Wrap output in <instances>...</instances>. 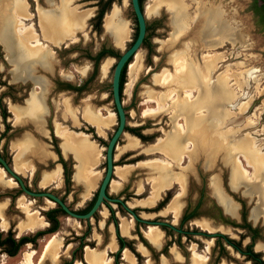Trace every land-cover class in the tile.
<instances>
[{"label": "rangeland", "instance_id": "1", "mask_svg": "<svg viewBox=\"0 0 264 264\" xmlns=\"http://www.w3.org/2000/svg\"><path fill=\"white\" fill-rule=\"evenodd\" d=\"M61 1L63 0H27L29 4L27 14L30 18L22 20L23 26H27L28 29L33 26L34 30L30 28L32 29L30 31L34 37H37V42H41L39 47L44 44L43 47L51 50L50 68H46L40 60L28 58L25 54L20 56L17 53L18 57L15 59L9 57L4 37L12 31L7 32L8 28L1 23L0 15V156L15 170L16 161L19 160L18 152H23L22 146L26 147L22 155L23 163L33 167L29 166L27 170L22 169L16 172L22 177L26 186L32 191H50L59 196L71 210L81 213L80 211L87 208L94 197L103 178L106 145L117 126L111 80L118 57L105 54L97 63L94 58L103 49H113L120 55L133 42L137 23L130 0L112 1L106 7L99 26L96 17L106 0H69L71 7L77 8L78 11L90 9L92 15L86 20L84 28L75 31L74 41L67 39L66 43L56 47L44 37L39 10L43 9L58 16ZM152 1H143V11L149 26L147 31L149 40L137 54V58L135 57L131 62V64L138 62L137 70L131 72L130 64L125 73L123 107L131 119L126 125L129 130H125L118 139L114 153L115 166L132 165V167L126 179L120 180L121 188L119 187L118 190V188L109 187L108 191L111 197L126 201L140 217L171 223L184 232L179 233L166 226L155 225L162 231L164 238L162 245L156 247L145 235L149 225L136 222L131 214L115 203L111 205L112 207L103 205L89 220H80L59 211L55 214L59 222L57 230L47 232L52 227V223L48 220L46 213L58 206L55 203L48 204L47 198L25 194L18 183L3 170L5 178L12 179L15 184L0 185V203H5L4 214L7 222V226L4 227L0 219L2 238L11 234L18 240L22 236L32 238L38 231L45 233L37 236L33 242L22 244L14 255H9L5 251V248H8L5 245L0 246V264H25V255L29 253L33 264H76L78 262L88 264L84 254L87 248L100 251L106 249V257L111 258L113 264H127L124 259L125 254H131L136 264H147L146 261L151 264H192L193 254L200 255L201 258L203 255L207 257L205 264H258L239 250H252L259 253L264 260V212L258 214L256 218L252 216V211L262 206L256 184L245 181L238 188L232 189L228 184L231 165L224 162V152L216 153L217 156L213 158L212 165L205 161V155L200 151L201 144L198 145L200 150L196 148L192 155L191 170L187 169L191 163L187 155L183 154L172 162L171 152L167 150L160 152L153 147L154 144L163 142L170 132L180 128L176 126L178 122L184 124L183 116L174 117L171 111L172 103L169 101L166 103L171 105L166 110L153 116L144 114L147 107L156 106V103H146L147 97L154 95L155 98H162L164 96L165 99V95L167 97L168 92L172 91L178 92V98L186 100L189 97L183 88L180 91L176 90L173 87L174 83L167 88L161 82L163 74L166 75L165 72L170 75V78L175 72L173 56L176 52L186 56L189 64L195 68H200L201 61L213 56L216 58V69L213 75L227 74L228 84L237 97L236 101L222 102L219 107L220 110L232 112L228 118V122H232L229 123V127L236 131L240 128L241 132L250 134L261 145V150L264 152V34L253 14L252 0H183L187 12L185 24L187 28L184 26L181 29L175 27V15L165 6L151 11L149 5ZM114 8L117 9L121 20L127 23L130 31L129 39L124 42L123 47L114 42L112 32L107 31L104 25L106 16ZM205 11L209 12L208 18L204 16ZM219 12L221 17H217ZM34 43L30 41L32 45ZM104 61L109 64L103 71L101 64ZM28 71L31 72L28 74ZM208 79H211L210 82L215 81L212 74H209L207 79L199 80L202 91H205V86H209ZM238 83L241 87L237 85ZM42 90L44 91V110L38 117V112H26L24 109L27 99ZM195 95L197 96L196 91ZM240 106H246V109L240 111ZM14 107L24 110L20 121L14 117ZM87 107L101 116L112 118L103 134H98L96 128L83 118L84 109ZM2 110L6 112L5 118L1 114ZM37 120L39 124L35 123ZM233 120H236L235 123ZM243 121L245 123L251 121L253 124L245 127V123L242 124ZM58 124L66 126L73 132L81 131L88 134V139L95 144L98 163L94 171L99 173L96 174L98 176L91 189H87L84 184L73 179L76 158L74 155L62 154L61 140L55 135ZM127 135L137 137L141 142L140 147L135 150H123L125 147L122 149V146L126 142ZM36 144L37 147H44L46 152L57 155L56 158H44L41 155L39 157V151L35 148ZM152 159L165 162L157 160V166L154 161L151 162ZM147 160L148 162L143 163ZM137 162L141 163L137 164ZM57 164H61L62 168L61 182L42 186L43 174L54 169ZM167 164L173 168L171 173L185 172L183 191L179 183L173 180L169 189L160 193L152 206H143L140 202L149 199L153 188L157 185L152 181L158 179V169L168 168ZM243 164H246L245 161ZM245 168L252 173V168L248 166ZM67 173L70 175L68 183L66 182ZM213 176L219 178L224 192L238 205L237 217L225 213L212 194L210 183ZM114 180H119L115 173L111 182ZM180 190L182 193L179 198L183 206L179 216L175 218L167 212V206ZM86 193H88L87 196H85ZM166 196L167 202L160 208L157 207ZM21 202H30L32 211L35 210L46 225L34 231L19 232V225L27 218L26 211L19 205ZM104 208L106 215L101 213ZM185 214H193V216L182 221ZM122 218L131 220L133 224L129 236L121 234ZM247 224L257 231L252 232L246 226ZM199 232H220L232 240L238 249L226 242L223 237H208ZM118 235L125 240L126 245L122 248L118 242ZM52 238L58 245V257L52 255L40 260L45 245ZM112 238L116 248L110 250L108 246ZM140 247H144L146 252L141 251ZM174 250L178 252L179 257L175 255Z\"/></svg>", "mask_w": 264, "mask_h": 264}, {"label": "bare ground", "instance_id": "2", "mask_svg": "<svg viewBox=\"0 0 264 264\" xmlns=\"http://www.w3.org/2000/svg\"><path fill=\"white\" fill-rule=\"evenodd\" d=\"M162 6H165L175 15V27L177 29H181L186 26L185 24L187 19V12L185 2L183 0H153L151 5H149V9L153 11L157 10L158 8L161 9ZM28 8L29 4L27 0H0L1 23L5 24V28H8L7 32H9L10 30L12 31V33H7L4 37L6 50L9 57L12 59L17 58L18 54H25L28 58L40 60L46 68H50L52 65L51 50L49 48L43 47L44 44L43 46L39 47L41 42H37V37H34L32 32L30 31L33 29V26H28L32 29H28L27 26H23L22 20H28L30 18L27 14ZM58 11L59 15L55 16L50 12L43 11V9L39 10L40 24L44 33V37L47 41H50L56 47L62 45L63 43H66L65 40L67 39L74 41L76 39L75 31L84 28L86 25V20L92 15L90 9L87 11H78L77 8L71 7L69 5V0L61 1ZM217 14V17H221L220 12ZM204 16L208 18L209 12L205 11ZM104 25L107 31L112 32L114 42L117 45L123 47L124 42L129 39L128 37L130 31L127 23L121 20L117 9L114 8L111 13L106 16ZM216 32L218 33V30H216ZM217 36V39H219V35ZM30 41H33L35 43L32 45L30 44ZM173 57L175 72L173 68L172 70L174 73L173 75H171V78L170 75L165 72L166 75L163 74V76L161 77V82L165 84L167 88H170V86H172V84L174 83L173 87L176 90L180 91V89L183 88L185 91H187L186 94H188L189 97L186 98V100H184L183 98H178V92L173 91L168 92L167 97L165 95V99L164 96L162 98H155L154 95L153 97H147L145 99V102L156 103V106L152 108L147 107L144 111V114L152 116L156 115L161 111L166 110L167 107L172 103L171 107L173 108L171 111L174 117H178L179 115L183 116L185 122H183L184 124L178 122L176 126H179L180 128L176 129L173 132H170L167 135V138L165 140L163 139L164 141L162 140L163 142L154 144L155 146L153 145V148H156V150H159L160 152H165L163 150L171 152L173 156L170 157V160L172 162H175L176 159L182 157L183 154L185 156L187 155L189 158L188 161L191 162L187 168L188 170H191V165L193 163L192 155L194 153V150H197L196 148L199 149L198 145L201 144V150H199L204 153L206 158L205 161L208 163L212 162L216 153L224 152V162L231 165V172L228 181L229 186L232 189H235L245 181L256 184V191L259 194V200L262 203V206L260 208L254 209L252 211V216L256 218L258 214L264 212V152L261 150V145L250 134L241 132L242 130L240 131V128L238 129V131H236L233 130V128L229 127V123L232 122H228V118H230L232 112L225 109L220 110L219 108L222 102L231 103L236 101L237 99L236 93L234 92L233 88L230 87V84H228L229 81L226 78L227 74H218L215 76L213 75L216 69V58L213 56L203 60V62L201 61L199 65L200 68L192 67L186 59V56L178 52H176V55L174 54ZM137 63L138 62H134L131 64V72H133L135 69L137 70ZM108 64L109 63L107 61H104L101 64V69L103 71L106 70ZM30 72L31 71H28V74ZM209 74H212V76L215 78V81L210 82L211 79H208L210 84L208 83L209 86H205V91H202L201 86H199V80H203V78L207 79V76ZM237 85L241 87L240 83H238ZM195 91L197 92V96L195 95ZM43 98V90L39 93L32 94L27 99V104L24 110L26 112H38L37 115L39 117L41 112L44 110ZM166 101H169L171 103L167 104ZM239 108H241L239 109L240 111H244L246 109V106H240ZM24 110L21 111L19 109H16L15 107L13 108V113L16 120H21ZM83 118L87 122H89L91 126H94L96 128L98 134H103L104 129L108 127L110 120L112 119L109 116L99 115L98 112L93 111L89 107L84 109ZM74 119L75 121H77L75 116ZM233 121L235 123L236 120ZM244 123L245 121L242 122V124ZM252 124L253 122L248 121L244 125L245 127H247ZM56 132L62 138V150L64 154L70 152V154L72 153L78 161L73 174V179L78 182H84L87 189H91L96 182V176H98L96 174L99 173L97 171H94V168L98 163V152L96 153L95 144L88 139V134L81 131L73 132L66 126H62L61 124H58ZM158 140L159 139H157V141ZM139 142L140 141L138 140V138L129 139L128 146L137 149L140 147ZM24 148L26 149V147ZM24 148L22 146L21 151L23 152H18L17 159L19 160L16 161L14 167L15 170L13 169L15 172L22 169L27 170L29 166L31 167V165H29L28 163V166L23 163L22 155L25 151ZM39 154L44 158L48 156V154L44 152V150H40ZM239 158L244 159L243 161H245L246 164L244 165L242 159ZM157 160L159 159H152L151 162L154 161V163L158 166V164L156 163ZM145 162H148V160L143 161V163ZM163 162L165 161H162V163ZM139 163L141 162H137V164ZM170 164H167V167L169 166L168 168H162L160 166L161 168L158 169V179H153L152 181L157 185L153 188L149 199L141 201L140 204H142L143 206H152L154 201L159 198L160 193L164 189H167L173 183V180L175 183H179V185L181 186L179 187L183 191L186 174L185 172H182L181 174L171 173V170H173V168L170 167ZM211 164L213 165V163ZM245 166L252 168V173L248 172ZM131 167L132 165H123L120 167L117 166V170H119H115V172L117 171V173H119L117 175H120V178H122L123 180L125 179L126 175L129 174ZM3 170L4 169L0 167V185L4 186L15 184L12 179L7 180L5 178L6 176ZM58 182H61V169L59 165H57L51 171H46L43 174V178L41 180L42 186H46L50 183L57 184ZM121 184L122 183L120 182L112 181L111 188L117 189L121 186ZM210 186L212 189V194L215 196L217 202L223 208L225 213L237 217L238 205L233 202L224 192L221 187L220 180L217 176L212 177ZM181 190L174 196V198H172L167 206V212L171 213L175 218L179 216L183 206V203L179 198V195L182 193ZM87 195L88 193L85 194V196ZM46 202L48 204H54V202L49 199H47ZM19 205L24 208L27 213L26 221L19 225V232L34 231L35 229L41 228L46 225V222L43 220V218L39 216L35 212V210L34 212L32 211V209L30 208V202H21ZM5 208V203H0V219L2 220V226L4 227L7 226L4 214ZM101 213L102 215H106V209L104 208ZM132 226L133 224L131 220L123 219L120 222L121 234L125 236L131 235ZM205 226L206 225H204V227ZM208 229H210V227H208ZM145 235L154 246L160 247L162 245L164 239L163 233L155 225H149L146 228ZM53 238L45 245L40 260L52 255L58 257V245ZM115 248L116 243L114 241V238H112L108 249L113 250ZM140 249L141 251L146 252L144 247H140ZM174 253L177 257H179V254L176 250H174ZM84 254L86 259L85 261H87L88 264H113L111 258L106 257V249L100 251L97 249L87 248L86 253ZM25 257V264H33L30 253L28 255L26 254ZM124 259L126 260L127 264H136L131 254H125ZM205 260H207V257H204V255L202 256V258L197 254L192 255V264H205ZM146 263L151 264V262L149 263L147 261ZM76 264H80V262Z\"/></svg>", "mask_w": 264, "mask_h": 264}, {"label": "water", "instance_id": "3", "mask_svg": "<svg viewBox=\"0 0 264 264\" xmlns=\"http://www.w3.org/2000/svg\"><path fill=\"white\" fill-rule=\"evenodd\" d=\"M131 6L133 9V13L137 22V36L133 40V42L125 48V50L120 54L118 59L116 60V63L114 65L113 74H112V80H111V93H112V99L113 104L115 108V113L117 116V126L113 132V134L110 136L105 150V172L103 175V178L99 184L97 196L96 199L91 206V208L85 212V213H79L74 210H71L67 204L57 195L50 191H32L26 186L24 183L22 177L16 173L12 166L8 164V162L0 156V167H2L20 186V189L27 195L32 197H43L51 200L54 202L57 206H59L67 215L80 219V220H89L91 219L94 214L100 210V208L103 205H111L113 203L117 205H121L129 214L133 216V218L136 220V222L144 223L146 226L148 225H159V226H166L172 230H175L176 232L182 233L183 230L175 227L173 224L165 222V221H159V220H149L140 217L139 214H137L132 208H130L126 201H124L121 198L118 197H111L109 194V187L112 180V176L114 175V153L115 149L118 143V139L120 136L125 132L126 125L130 122V117L128 116L127 112L125 111L123 107L124 102V87H125V79L122 89V94H120V76L122 69L124 65L131 59L128 66L131 64V62L134 60V58L137 56V54L141 51V49L144 47L143 41L145 36H147V41L149 40L148 32H146L147 28V20L144 14L143 9L141 8L139 0H130ZM145 43V44H146ZM127 66V67H128ZM57 156V155H56ZM61 165V164H60ZM202 235L205 236H220L222 233L220 232H199Z\"/></svg>", "mask_w": 264, "mask_h": 264}, {"label": "trees", "instance_id": "4", "mask_svg": "<svg viewBox=\"0 0 264 264\" xmlns=\"http://www.w3.org/2000/svg\"><path fill=\"white\" fill-rule=\"evenodd\" d=\"M112 1H114V0H106V2L104 4V7L98 12V15L96 17L97 25L98 26L101 24V18H102L103 14H104V11H105L106 7L109 6ZM143 1L144 0H139L142 9H143ZM148 30H149V26L147 25L146 32ZM137 32H138V28L136 29V33H135L134 39L137 36ZM146 41H147V36H145V38H144L143 45H145ZM105 54H109V55L116 56V57H119L120 56V55L116 54V51H114L113 49H103L100 52H98L97 55L95 56V58H94L95 62L97 63ZM131 59L132 58H130V60L124 65V67L122 69V72H121V76H120V94H122V89H123V84H124L126 69H127V66L129 64V62L131 61ZM1 114H2L3 118L6 117L5 110H2ZM125 130H129V128L126 127ZM137 135H139V134H137ZM69 181H70V175H69V173H67L66 174V182L68 183ZM96 196H97V192L95 193L94 197L92 198V200L88 204L87 208H85L82 211H80L81 213H85V212H87L91 208V206L93 205V203H94V201L96 199ZM167 199H168L167 196L165 198H163L158 203L157 207L160 208L161 206H163L167 202ZM59 211L62 212V213H65L59 206H58V208L49 210L46 213V216H47L48 220L52 223V227L49 230H47V232H54V231L57 230L59 222H58V219L56 218V215L55 214L57 212H59ZM192 216H193V214H185L183 216V218H182V221L183 220H187V219L191 218ZM246 226L249 227V229H251L252 231H257L255 228H252L251 226H249V224H247ZM43 233H45V232L38 231L32 238L27 237V236H22L21 238H19L18 240H16L11 234H8L6 237L2 238V235H1V232H0V246H4L5 245L6 247H8V248H5V251L9 255H14L22 244H24L26 242H33L34 239L37 236H39V235H41ZM217 237H223V238H225L226 242H228L229 244H231L233 246H237L232 240L226 238L223 234L220 235V236H217ZM117 238H118V242L120 244V248H122L123 246L126 245L125 244V240H124L123 237H121L120 235H118ZM251 255L252 256H259L260 254L257 253V252H252L251 251ZM261 264H264V260H261Z\"/></svg>", "mask_w": 264, "mask_h": 264}, {"label": "crops", "instance_id": "5", "mask_svg": "<svg viewBox=\"0 0 264 264\" xmlns=\"http://www.w3.org/2000/svg\"><path fill=\"white\" fill-rule=\"evenodd\" d=\"M35 123L37 124H39V120H37V121H35ZM55 135L61 140V142H60V149H61V152H62V154L64 155V156H66V155H73L72 153L70 154V152L69 153H67V154H64V152H63V150H62V143H63V141H62V138L57 134V132H55ZM129 136V137H128ZM137 137H135V136H132V135H127V138H126V142H125V144L122 146V149H123V147H125L123 150H135L134 148H132V147H130V146H128V142H129V139H136ZM139 140V139H138ZM140 143V145H141V142H139ZM35 148L36 149H38V151H40V150H44V152H46V150L44 149V147H37V144L35 145ZM43 148V149H42ZM35 149V150H36ZM36 152V151H35ZM47 154H48V156L46 157V158H56V155L54 154V153H49V152H46ZM39 157H40V154H39ZM76 160V159H75ZM77 161V160H76ZM75 161V162H76ZM78 164V161L75 163V165H74V171H75V168H76V165ZM57 165H59L60 166V169H62L61 168V165L60 164H57ZM56 165V166H57ZM117 169V166H115V168H114V173L116 174V176L118 177V179L119 180H114V181H117V182H120L121 183V181L120 180H122V178H120V175H117V171L115 172V170ZM74 171H73V174H74ZM73 174H72V176H73ZM126 177H127V175H126ZM126 177H125V179H126ZM125 179H123V180H125ZM122 180V181H123ZM78 182V181H77ZM79 183H82V184H84V186L86 187V185H85V183L84 182H79ZM111 184H112V182L110 183V187H111ZM121 186H122V184H121ZM121 186H120V188H121ZM87 188V187H86ZM120 188H118V190L120 189ZM111 189V188H110ZM169 189V188H168ZM118 190H116V191H118ZM167 189H164L161 193H164L165 191H166ZM113 192H116L115 190H112ZM162 195V194H161ZM160 198H161V196H160Z\"/></svg>", "mask_w": 264, "mask_h": 264}, {"label": "flooded vegetation", "instance_id": "6", "mask_svg": "<svg viewBox=\"0 0 264 264\" xmlns=\"http://www.w3.org/2000/svg\"><path fill=\"white\" fill-rule=\"evenodd\" d=\"M252 3L254 5L253 9H252L253 14H254L255 18L257 19V21L259 22L261 29H262V33L264 34V0H252ZM252 232L255 233L256 231H252ZM234 248L238 249L237 246H234ZM239 251L250 256L255 263L261 264L262 258L260 256H252L251 255L252 250H250V251L249 250H245V251L239 250ZM252 252H254V251H252Z\"/></svg>", "mask_w": 264, "mask_h": 264}]
</instances>
